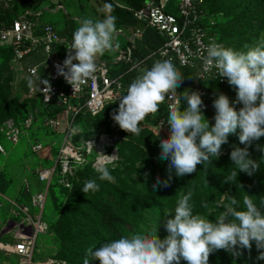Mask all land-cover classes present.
Here are the masks:
<instances>
[{"label": "clouds", "instance_id": "obj_1", "mask_svg": "<svg viewBox=\"0 0 264 264\" xmlns=\"http://www.w3.org/2000/svg\"><path fill=\"white\" fill-rule=\"evenodd\" d=\"M111 7L105 5V9ZM76 23L66 59L57 66V75L64 77L74 92L89 79H95L98 56L119 48L116 17L110 13L103 19L79 17ZM205 53L204 69L215 67L221 78H227L236 91L235 102L217 90L213 101L214 125L204 114L206 105L199 91L185 89L181 93L187 105L183 110L178 107L179 101L168 106L166 123L170 133L159 143V159L168 162V178L157 177L154 189L170 187L173 173L184 177L196 172L200 164L206 168L212 158H219L222 145L229 142L230 135L238 134L240 144L245 147L232 146L233 167L223 183L235 184L240 172L253 176L264 162V156L257 161L249 152L255 143L256 149L264 153V145L256 143L264 137V36L253 45L246 44L244 50L226 47L212 39ZM183 82L184 75L171 58L155 60L131 81L126 95L119 99L118 109L111 114L112 120L121 130L138 136L140 123L147 115L156 113L166 96L174 95ZM27 84L31 89L36 81L28 77ZM39 84L44 86L43 92L52 93L49 80L40 77ZM236 105L242 106L237 109ZM100 154L94 166L96 178L86 180L81 188L86 195L99 190L97 180H114L106 158L114 159L115 155ZM238 187L243 188V185L238 184ZM192 197V190L181 194L174 211L163 219L167 232L163 239L157 229L155 234H121L102 242L99 247L88 248L83 264L90 261L99 264H181V261L209 264L210 255L219 250L240 257L246 249L250 256L253 242L259 253L256 259L264 260V200L258 205L251 195H243L242 202L232 196L223 205L224 210L210 220L194 214Z\"/></svg>", "mask_w": 264, "mask_h": 264}, {"label": "built area", "instance_id": "obj_2", "mask_svg": "<svg viewBox=\"0 0 264 264\" xmlns=\"http://www.w3.org/2000/svg\"><path fill=\"white\" fill-rule=\"evenodd\" d=\"M24 1L0 0V11L12 14L10 20L0 16V46L11 47L13 58L21 63L33 53L42 52L45 55L43 61L27 65L26 72L29 77L37 78L42 67L46 73L45 79L52 85V93H45L42 91L43 85L40 87L36 85L28 88L27 97L38 98L44 107L54 104L58 106L59 111L55 115L45 114L42 117L36 113L22 120L6 119L0 125V133L15 146L23 141V136H29L30 129H37L39 121L54 130H59L63 124L65 126L61 132L63 138L55 163L36 170V177L44 183L41 188L32 192L30 183L26 182L25 186L29 191L27 196L24 194L8 196L0 190V197L6 202L0 201V207L8 204V211L12 215L1 224L0 251L18 257L19 264H60L53 259H34L39 235L47 233L50 228L49 221L44 219V212L52 181L58 175L59 181L70 187L75 169L87 164L94 168L100 153L115 155L114 159L106 158L107 166L118 159L115 141L107 133L97 138L90 137L78 141L74 139L76 116L86 112L96 115L106 105L117 102L126 95L130 81L125 72L115 73L114 70L123 61L131 63L132 68L143 69L145 60L135 62L133 52L146 27L152 28L162 38L160 46L152 54L158 59L171 58L176 67L196 69L197 76L203 83H194L193 91L202 94L206 105L204 112L215 111L213 101L217 96V90L228 95L222 88L228 87L229 84L227 78L218 75L215 67H210L207 71L204 69L203 57L210 40L215 39L221 43L217 30L220 17L218 13L210 12L201 0H180L177 14L170 10V0H145L140 7L116 3L131 11L139 25L128 35L126 47L114 51L115 67L103 57H97L98 71L95 79H89L74 92L64 77L57 75V66L62 65L66 59L67 47L71 45L72 38L55 24L41 21L43 11L33 5H25ZM46 96L51 98L48 100ZM228 96L234 102V98ZM177 101L178 107L181 108L184 99L179 89L174 95L166 96L165 101L160 104L159 109L164 113H159L158 110L147 115L143 121L148 120L167 126L168 106L177 104ZM27 142L31 144L33 152H39L44 148L43 143L37 138L34 141L29 138ZM8 153L6 146L0 142V154L6 158ZM3 167L4 163L0 165V172Z\"/></svg>", "mask_w": 264, "mask_h": 264}, {"label": "trees", "instance_id": "obj_3", "mask_svg": "<svg viewBox=\"0 0 264 264\" xmlns=\"http://www.w3.org/2000/svg\"><path fill=\"white\" fill-rule=\"evenodd\" d=\"M108 1L112 6L110 14L116 17L117 25L128 29L130 32L139 25V22L131 11L116 4L113 0ZM124 2L134 7H140L145 0H124ZM24 4L32 6L33 0H25ZM39 4L40 2L37 5L35 4V7H38ZM17 8L18 6L15 9L17 10ZM0 16L10 20L12 14L10 12L0 11ZM127 37L122 45L123 49L127 45ZM161 42L162 38L157 32L152 28L146 27L143 37L134 47V61L138 62L144 59L145 62L142 68L150 67L158 59L152 53L160 46ZM5 56L13 57V50L11 47L0 46V57ZM4 67H0V125L6 118L11 117L14 105V101L11 99L10 86L2 82ZM143 69L138 67L132 68L131 63L123 61L114 72H125L127 79L131 83ZM28 88L27 85L26 90ZM185 89L193 90L194 82L184 78V82L179 88L180 93H183ZM222 90L236 99V91L232 86L229 85L226 88H222ZM26 100L30 103L36 102L39 104L41 117L45 114L55 115L59 111L58 106L54 104L44 107L38 98L27 97ZM116 104H119V101L106 105L96 115L88 112L78 114L75 118V126L80 125L83 127L81 121L82 116L88 114L91 116L106 115L107 108ZM186 106L184 100L181 110ZM159 113H164V111L159 109ZM204 113L207 114L206 117L212 123H215L213 119L215 111H207ZM27 116H15L14 118L22 120ZM41 122L39 121L37 123L38 130H41L40 127L42 124L39 125ZM140 128L141 132L138 136L122 130L123 142L119 145V160L117 163L108 166L114 180L112 182L97 180V183L100 185L98 191L89 192L86 195L81 190L86 180L95 179L97 176L94 168L90 164L84 165L78 170V176L72 179V185L70 187L59 182V177L52 181L49 187L48 199L51 189L56 184H59L62 188L63 195L62 198H55V206L59 210V218L54 225L50 223L49 231H53L61 240V256L67 260V264H83L88 248L99 247L102 242L117 238L121 234L133 232L145 233L148 229H153V221L159 227V221L174 211L177 198L181 194H186L188 190L193 191L191 203L194 205V214H200L202 216H205L208 209L214 205L212 202L217 199V195L223 192L221 186L218 184L219 178L221 177V173L219 172L221 167L219 166L218 158L215 157L212 158V163H209L206 168H204L203 164H200L197 166V171L186 175V178L177 177L173 173L170 187L154 189L153 185L157 177H160L162 180L168 178V162H162L159 159V153L161 151L159 147L160 138L154 137L149 128L144 125L140 124ZM55 132L57 133V131ZM81 134L74 135V139L77 141L87 139V137H82ZM2 139L3 137L0 133V142H2ZM23 142L21 141L19 144ZM255 176L257 183L259 185L263 184V186H260L259 189L254 188L252 194H255L257 200H262L264 199L263 165L261 173L253 177ZM179 178L183 180L179 183V187L175 188ZM234 183L236 184V181ZM235 184L228 183L224 189H229L232 194L231 197L235 196L237 200L239 198L241 201L240 193ZM184 187L186 188L185 190H183ZM1 190L9 194L8 190L4 188ZM208 194L210 196L207 198ZM11 196L14 195L11 194ZM209 219L214 220L213 218ZM156 229L158 235H160L162 230L157 227ZM153 233L155 234V231ZM162 234L166 236L167 232L165 231ZM184 262L181 261V264ZM90 264H99V262L90 261ZM258 264H264V260H259Z\"/></svg>", "mask_w": 264, "mask_h": 264}, {"label": "rangeland", "instance_id": "obj_4", "mask_svg": "<svg viewBox=\"0 0 264 264\" xmlns=\"http://www.w3.org/2000/svg\"><path fill=\"white\" fill-rule=\"evenodd\" d=\"M114 1L121 5L127 4L124 0ZM179 1L180 0H170L169 8L173 13H178ZM201 1L206 5L210 12L219 14L220 19L217 30L221 38L220 41L224 46L232 47L237 50H244L246 44L253 45L264 36V0ZM39 2L40 4L37 8L43 11L41 21L55 24L63 33L69 35L71 38L77 27V18L92 17L103 19L106 13H111V9H105V5L110 4L108 0H33V7ZM116 26L118 29V34L116 36V40L119 44L118 49H122L126 36L131 32L117 24ZM114 56V52H106L104 55L98 57H103L111 66L115 67L113 64ZM44 59L45 55H43L42 52L29 55L22 63L11 56L0 57V67L5 66L3 69L2 82L7 83L10 86L11 99L14 101L13 114L9 118H14L15 116L23 117L24 115L36 113L41 116L39 104L36 102L30 103L26 100L27 79L29 77L26 72V66L29 63L34 64L41 62ZM177 69L184 75V78L196 84L203 83V81L198 78L196 69L190 67H177ZM45 76L46 73L41 67L38 77L31 78L35 80L36 85L40 87L39 78L42 77V79H45ZM189 77H191V79H189ZM241 106L242 105H236L237 109ZM118 107L119 104L109 106L106 110V115L100 114L98 116H91L88 114L82 116L81 121L84 129L80 125H77L74 128L75 135L82 133L81 136L85 138H97L103 133L109 134L114 139L115 146L118 150V159L114 163H117L119 160V145L123 142V132L111 118L113 110L118 109ZM204 114L205 116L207 115L206 113ZM60 116L63 117L62 114ZM40 124H42L40 127L41 130L34 128L30 129L29 136H23L22 139L24 142L15 147L5 138L2 139V143L9 151V156L5 158V156L0 154V165L5 162V168L0 172V190L4 188L8 190L9 194L16 195L22 193L27 195L29 191L25 186L26 182L30 183L32 192H36L43 186L44 183H41L36 177V170L40 167H49L55 163L63 138L61 132L65 124H63L59 130H54L42 122L39 123V125ZM140 124L149 128L154 137L166 139L169 136L170 127L168 125L161 126L148 120L142 121ZM212 124L214 125V123ZM55 131H57V133ZM29 138L31 141H34L37 138L43 143L44 148L39 152H33L31 144L27 142L29 141ZM256 143L264 145V137ZM233 145L245 147V145L240 144L238 134L230 135L229 142L222 145L221 154L218 158V163L221 167L219 171L221 177L219 178L220 180L218 184L221 186L223 192L217 195V199L212 202L214 205L208 209L207 214L204 216L206 219H215V217L224 210L223 205L228 202L229 197L232 195L229 189H224L228 183H223V181L225 180L226 175L230 174V169L233 167V162L230 159V152L232 151ZM249 152L251 158L257 161H260L261 157L264 156V153L256 149L255 143L249 148ZM262 165L264 166V162L260 163V168L254 175L261 173ZM82 167L83 166H79L75 169L74 174L71 176V181L78 176V170ZM253 176H248L246 173L240 172L235 185L240 193L241 201L243 195H251L254 202L259 205L261 200H257L255 194H252V192H254V188L259 189L263 184L259 185L256 181V176ZM58 177L59 176L57 175L54 179ZM178 180L175 188L179 187V183L183 179L179 178ZM238 184H242L243 188H239ZM185 189L186 188L184 187L183 190ZM62 195V188L59 184L53 186L44 212V219L49 221L52 225H54L59 218V210H57L55 206V198H62ZM209 196L210 194L207 195V198ZM0 201L6 203L2 197H0ZM8 207V204H6L5 207H0V227L2 223H5L10 217H12L8 211ZM34 211H36V209H34ZM163 219L159 221V227L157 223L153 221V229H148L145 233H153L156 227L160 228L162 233H164ZM162 233L159 235L161 239L165 237ZM60 241L61 240L51 230L47 233H41L37 240L34 259H53L56 263L67 264V260L61 256ZM258 255L255 243L253 242L250 256L246 249L244 250V254L240 257H233L227 251L219 250L210 255L209 264H258V260L256 259ZM19 261L18 257L14 255H6L0 251V264H6L5 262L19 264ZM183 264H186V261Z\"/></svg>", "mask_w": 264, "mask_h": 264}, {"label": "crops", "instance_id": "obj_5", "mask_svg": "<svg viewBox=\"0 0 264 264\" xmlns=\"http://www.w3.org/2000/svg\"><path fill=\"white\" fill-rule=\"evenodd\" d=\"M39 53H41V52H39ZM39 53H37V54H39ZM29 64H30V63H29ZM29 64H28V65H29ZM14 147H15V146H14ZM8 156H9V155H8ZM8 156H7V157H8ZM16 168H18V167H16ZM1 191H2V190H1ZM2 192H3V191H2ZM3 193L6 194V195H8V196H11V194H7V193H5V192H3Z\"/></svg>", "mask_w": 264, "mask_h": 264}]
</instances>
